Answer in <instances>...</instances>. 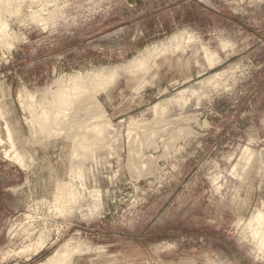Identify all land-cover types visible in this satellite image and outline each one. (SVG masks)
Instances as JSON below:
<instances>
[{
	"label": "rangeland",
	"instance_id": "rangeland-1",
	"mask_svg": "<svg viewBox=\"0 0 264 264\" xmlns=\"http://www.w3.org/2000/svg\"><path fill=\"white\" fill-rule=\"evenodd\" d=\"M0 135V264H264V0H0Z\"/></svg>",
	"mask_w": 264,
	"mask_h": 264
},
{
	"label": "bare ground",
	"instance_id": "bare-ground-1",
	"mask_svg": "<svg viewBox=\"0 0 264 264\" xmlns=\"http://www.w3.org/2000/svg\"><path fill=\"white\" fill-rule=\"evenodd\" d=\"M180 58V57H179ZM178 58V59H179ZM181 59V58H180ZM174 60H177V59H174ZM177 61H179V60H177ZM175 64H176V62H175ZM177 65V64H176ZM178 65H179V63H178ZM7 132L9 133L10 132V130L9 129H7ZM9 140H11V135L9 134ZM3 144H4V142H3V139L1 138V135H0V151L1 152H3L4 154H5V156L6 157H10V151H8V150H6L5 148H2V147H4L3 146ZM4 156V157H5ZM9 160V159H8ZM258 212V211H257ZM258 215H259V217H260V213H257ZM257 215V216H258ZM261 215H262V213H261ZM256 216V215H255ZM259 219V218H258ZM254 220V219H253ZM256 220V219H255ZM261 220H262V218H261ZM264 221V220H263ZM260 222V221H259ZM261 225V224H260ZM262 228V227H261ZM258 229V232H259V228H257ZM254 231H257V230H254ZM263 233V232H262ZM260 234V233H259ZM262 234H260V241H259V244H260V247L262 248V247H264V236L262 235ZM254 236H255V234H254ZM257 236H258V234H257ZM264 250V249H263Z\"/></svg>",
	"mask_w": 264,
	"mask_h": 264
}]
</instances>
